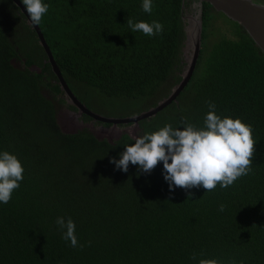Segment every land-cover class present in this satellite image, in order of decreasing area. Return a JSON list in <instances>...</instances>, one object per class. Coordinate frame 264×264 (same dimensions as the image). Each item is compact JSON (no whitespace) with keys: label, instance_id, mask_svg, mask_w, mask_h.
Listing matches in <instances>:
<instances>
[{"label":"trees","instance_id":"1","mask_svg":"<svg viewBox=\"0 0 264 264\" xmlns=\"http://www.w3.org/2000/svg\"><path fill=\"white\" fill-rule=\"evenodd\" d=\"M194 1L154 0L149 14L142 0H45L39 25L78 98L99 113L133 107L124 117L155 106L170 92L160 90L182 79L183 15ZM218 12L228 17L204 2L196 71L177 101L140 121L138 135L181 119L201 125L214 102L218 114L252 125L251 171L228 188L170 191L162 162L147 173L110 162L133 142L128 133L111 142L88 128L61 130L55 101L76 107L26 15L0 0V150L15 153L25 169L11 200L0 204V264H197L193 254L264 264V52L229 17L235 29L216 38ZM128 19L158 20L164 31L132 32ZM61 215L76 222L83 247L62 238Z\"/></svg>","mask_w":264,"mask_h":264},{"label":"clouds","instance_id":"2","mask_svg":"<svg viewBox=\"0 0 264 264\" xmlns=\"http://www.w3.org/2000/svg\"><path fill=\"white\" fill-rule=\"evenodd\" d=\"M154 0H142L144 12L151 14ZM33 26L39 25L49 10L45 0H21ZM132 32L154 36L164 31L158 20L150 22L128 19ZM203 123L198 125L181 119L175 126L165 123L153 131H145L125 144L120 158H111L116 168L128 171L129 164L137 165L140 172H150L159 162L163 163V177L169 190L203 187L211 191L219 186L228 188L241 176L251 171L254 153L253 127L241 117L222 116L216 104L208 103ZM24 166L15 153L0 150V204L8 203L13 191L24 179ZM206 191V192H207ZM225 205L221 204L220 211ZM65 241L73 248L83 247L76 234V222L71 216H58L55 220ZM192 259L197 264H237L233 259Z\"/></svg>","mask_w":264,"mask_h":264},{"label":"water","instance_id":"3","mask_svg":"<svg viewBox=\"0 0 264 264\" xmlns=\"http://www.w3.org/2000/svg\"><path fill=\"white\" fill-rule=\"evenodd\" d=\"M13 1L26 15L28 23L32 25L24 5L21 3V0ZM204 2H209L217 10L225 13L230 19L237 20L264 52V0H195L193 7H196L198 10H194L193 12L188 11L183 15L185 20L186 39L183 49L185 68L182 72V79L180 82L175 84L172 88V91L166 97L158 101L155 106L143 110L138 114L127 115L124 117H111L99 112H95L88 108V106L78 98L65 79L40 25H32L38 34L41 45L47 52V60L51 63L52 68L58 77V82L61 85V89L64 91V95L68 104H72L78 109L72 110L66 106L62 113L58 114L59 111L57 112V123L61 130L67 133L77 132L80 128L87 125L86 123H83L84 121L78 122L77 120L79 117L87 114L91 116L94 121L111 123V125H105L104 123H101L99 128L96 130L92 128L95 132L90 129L99 138L108 137V139L110 138L111 140H109L112 142L114 139H119L124 133H128L132 137L138 136L140 121L145 118L155 116L158 112L177 101L178 97L189 84L196 71L203 48ZM30 69L39 73L42 72V68L36 64H32ZM120 124H128V126L122 129L120 128Z\"/></svg>","mask_w":264,"mask_h":264},{"label":"rangeland","instance_id":"4","mask_svg":"<svg viewBox=\"0 0 264 264\" xmlns=\"http://www.w3.org/2000/svg\"><path fill=\"white\" fill-rule=\"evenodd\" d=\"M193 10L197 11L198 9L196 7H194ZM193 10H190L189 12H193ZM216 18L217 19H215L213 21L214 24L212 23L213 25H211L212 26V30L215 33V37L217 38V36H220V34L230 35V32H229V30L227 28H229V29H235L236 26L230 21V19L228 17H226L224 14H221L220 12L216 13ZM170 88L171 87H168V88L164 87V88H162L160 90L159 95L166 94L169 91L171 92L173 87L171 88V90H170ZM44 93L47 96H49V93L48 92L45 91ZM55 103H56V105L58 107V111H59L58 114L62 113L64 111V109L66 108V106L63 105V104H61L60 102H57V101H55ZM132 110H134L133 107H130V108L126 107L125 109H116V110H108V109H106V110H104V112H100V113H102L104 115H107V116H111V117H121L122 115H125V113H127L128 111H132ZM94 123H95V126L99 128V125L101 123L98 122V121H95ZM127 126H128V124H120V128H122V129L126 128ZM105 138H108V137H105ZM114 138H116V137H114Z\"/></svg>","mask_w":264,"mask_h":264},{"label":"flooded vegetation","instance_id":"5","mask_svg":"<svg viewBox=\"0 0 264 264\" xmlns=\"http://www.w3.org/2000/svg\"><path fill=\"white\" fill-rule=\"evenodd\" d=\"M194 3V2H193ZM193 3H192V10H193ZM194 11V10H193ZM69 108V107H68ZM70 109H72V110H78L77 108H70ZM78 122L80 121V122H82V121H84L83 123H86L87 125H85V126H87V127H82V128H89V129H97L98 127H96L95 126V121L93 120V118L91 117V119H88V120H85L84 119V115L83 116H81V117H79V119L77 120ZM93 121V122H92ZM82 128H80V129H82Z\"/></svg>","mask_w":264,"mask_h":264}]
</instances>
